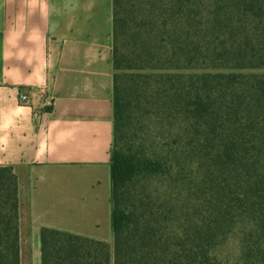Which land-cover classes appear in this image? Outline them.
<instances>
[{
	"label": "trees",
	"instance_id": "trees-1",
	"mask_svg": "<svg viewBox=\"0 0 264 264\" xmlns=\"http://www.w3.org/2000/svg\"><path fill=\"white\" fill-rule=\"evenodd\" d=\"M113 63V246L44 229L42 264H264V0H113Z\"/></svg>",
	"mask_w": 264,
	"mask_h": 264
},
{
	"label": "crops",
	"instance_id": "crops-1",
	"mask_svg": "<svg viewBox=\"0 0 264 264\" xmlns=\"http://www.w3.org/2000/svg\"><path fill=\"white\" fill-rule=\"evenodd\" d=\"M114 76L113 0H0V168L18 177L21 264H42L44 229L114 241Z\"/></svg>",
	"mask_w": 264,
	"mask_h": 264
},
{
	"label": "built area",
	"instance_id": "built-area-1",
	"mask_svg": "<svg viewBox=\"0 0 264 264\" xmlns=\"http://www.w3.org/2000/svg\"><path fill=\"white\" fill-rule=\"evenodd\" d=\"M47 94H48V92H47ZM20 101L24 104H28L29 103V97L25 94H21L20 95Z\"/></svg>",
	"mask_w": 264,
	"mask_h": 264
},
{
	"label": "rangeland",
	"instance_id": "rangeland-1",
	"mask_svg": "<svg viewBox=\"0 0 264 264\" xmlns=\"http://www.w3.org/2000/svg\"><path fill=\"white\" fill-rule=\"evenodd\" d=\"M113 240H112V242H110L109 244L111 245V246H113ZM33 259L35 260V254L33 253Z\"/></svg>",
	"mask_w": 264,
	"mask_h": 264
}]
</instances>
